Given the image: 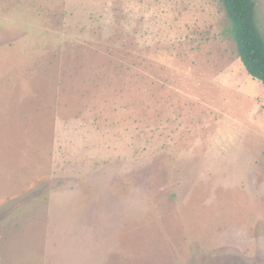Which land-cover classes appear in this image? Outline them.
Wrapping results in <instances>:
<instances>
[{
    "label": "rangeland",
    "instance_id": "1",
    "mask_svg": "<svg viewBox=\"0 0 264 264\" xmlns=\"http://www.w3.org/2000/svg\"><path fill=\"white\" fill-rule=\"evenodd\" d=\"M229 28L218 0H0V264H264Z\"/></svg>",
    "mask_w": 264,
    "mask_h": 264
},
{
    "label": "trees",
    "instance_id": "2",
    "mask_svg": "<svg viewBox=\"0 0 264 264\" xmlns=\"http://www.w3.org/2000/svg\"><path fill=\"white\" fill-rule=\"evenodd\" d=\"M230 22L239 58L247 72L264 84V36L257 21L255 0H218Z\"/></svg>",
    "mask_w": 264,
    "mask_h": 264
}]
</instances>
